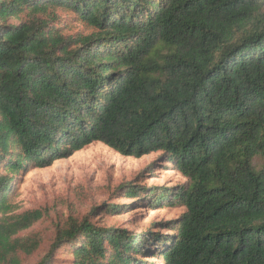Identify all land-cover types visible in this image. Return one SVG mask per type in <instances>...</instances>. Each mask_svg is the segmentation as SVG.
<instances>
[{
    "label": "trees",
    "instance_id": "1",
    "mask_svg": "<svg viewBox=\"0 0 264 264\" xmlns=\"http://www.w3.org/2000/svg\"><path fill=\"white\" fill-rule=\"evenodd\" d=\"M95 142L185 178L123 184L131 202L104 211H184L143 232L69 215L34 264L62 247L73 264H264V0H0V264L41 243L19 235L44 215L16 212L20 172Z\"/></svg>",
    "mask_w": 264,
    "mask_h": 264
},
{
    "label": "rangeland",
    "instance_id": "2",
    "mask_svg": "<svg viewBox=\"0 0 264 264\" xmlns=\"http://www.w3.org/2000/svg\"><path fill=\"white\" fill-rule=\"evenodd\" d=\"M57 13L68 17L70 11L59 10ZM67 24L64 27L65 33L87 34L92 31L72 20H67ZM158 155L152 153L140 158L123 156L95 142L69 157L55 160L49 166L20 172L12 197L16 212L40 209L44 214L30 228L19 233L21 236L38 234L41 237L37 250L28 255H20V264L36 263L48 251L56 224L69 215L75 218L88 215L91 221L99 225L128 228L137 232L161 229L165 222L178 217L184 211L181 206L161 208L132 204L121 212L111 214L104 211L107 204L131 202V199L123 197L122 191H117L123 184L173 186L185 181L176 170L171 167L162 168V164L147 170ZM93 208L95 210L91 212ZM50 264H73L71 254L63 247L56 249Z\"/></svg>",
    "mask_w": 264,
    "mask_h": 264
}]
</instances>
